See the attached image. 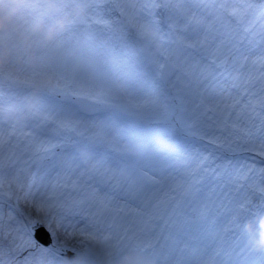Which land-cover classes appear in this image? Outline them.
I'll list each match as a JSON object with an SVG mask.
<instances>
[{
    "label": "snow or ice",
    "instance_id": "6c2138e0",
    "mask_svg": "<svg viewBox=\"0 0 264 264\" xmlns=\"http://www.w3.org/2000/svg\"><path fill=\"white\" fill-rule=\"evenodd\" d=\"M75 3L35 0L6 36ZM87 5L38 41L35 64L0 71V200L23 199L64 237L39 244L17 204L0 212V264H109L129 250L264 264L243 230L264 210V0ZM44 74L54 83L29 110Z\"/></svg>",
    "mask_w": 264,
    "mask_h": 264
},
{
    "label": "clouds",
    "instance_id": "9594fccd",
    "mask_svg": "<svg viewBox=\"0 0 264 264\" xmlns=\"http://www.w3.org/2000/svg\"><path fill=\"white\" fill-rule=\"evenodd\" d=\"M43 2L54 6L57 0H43ZM33 3L35 0H0V71L17 68L25 57L35 64L38 41L47 43L55 39L59 32L68 29L73 19L86 15L89 10L87 0H76L75 5L70 9V15L60 16L51 23H46L43 16L35 15L31 20L30 31L20 36L13 45L6 33L12 30L18 17L24 15L28 6ZM53 83L54 77L51 74L41 75L33 83L29 92V110L37 106L41 95L49 91ZM5 115L16 123L27 119V112H7ZM243 230L247 234L249 245L257 252H264V210L249 217L243 224ZM109 264H156V261L142 252L129 250Z\"/></svg>",
    "mask_w": 264,
    "mask_h": 264
},
{
    "label": "rangeland",
    "instance_id": "374dc122",
    "mask_svg": "<svg viewBox=\"0 0 264 264\" xmlns=\"http://www.w3.org/2000/svg\"><path fill=\"white\" fill-rule=\"evenodd\" d=\"M7 127V126H5ZM38 166H34L32 171L36 172ZM9 169H5L3 173L4 180L7 181L8 175H9ZM19 195L22 197L23 192H20ZM19 204V209L29 212L30 216L27 219L28 226L32 221L39 220L42 222V224L45 225V227L52 232V236L54 239V234L58 235L61 239H63V228L57 224L54 221H50L42 214L36 213L34 209L29 208V206L26 204V202L23 199H20L17 201L16 197L13 196L12 198H4L3 200H0V212L4 214L5 221L7 220V214L9 212H14L16 210V206ZM33 238V236H32ZM34 239V238H33ZM53 241V240H52ZM39 243V242H38ZM40 244V243H39ZM45 247V246H44ZM24 255H27V252H24L21 256V259Z\"/></svg>",
    "mask_w": 264,
    "mask_h": 264
},
{
    "label": "water",
    "instance_id": "95a60500",
    "mask_svg": "<svg viewBox=\"0 0 264 264\" xmlns=\"http://www.w3.org/2000/svg\"><path fill=\"white\" fill-rule=\"evenodd\" d=\"M34 237L43 245L48 246L52 242L51 234L39 223L35 222L30 227Z\"/></svg>",
    "mask_w": 264,
    "mask_h": 264
}]
</instances>
